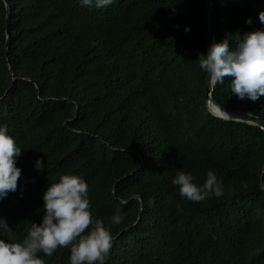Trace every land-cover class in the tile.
<instances>
[{
    "label": "trees",
    "instance_id": "trees-1",
    "mask_svg": "<svg viewBox=\"0 0 264 264\" xmlns=\"http://www.w3.org/2000/svg\"><path fill=\"white\" fill-rule=\"evenodd\" d=\"M212 9L216 42L264 29V0ZM209 46L207 0H0V126L21 149L0 239L22 241L49 184L72 174L112 234L105 264H264V129L209 111L198 61ZM230 84L212 98L264 120V97L240 100ZM179 171L198 186L213 171L223 196L182 198ZM117 211L124 219L111 224ZM38 256L70 264V248Z\"/></svg>",
    "mask_w": 264,
    "mask_h": 264
},
{
    "label": "clouds",
    "instance_id": "clouds-1",
    "mask_svg": "<svg viewBox=\"0 0 264 264\" xmlns=\"http://www.w3.org/2000/svg\"><path fill=\"white\" fill-rule=\"evenodd\" d=\"M113 2L81 0L83 6L95 4L97 8ZM259 21L264 25V11L259 13ZM246 22L251 23V19ZM236 33L234 47L228 35L219 42L214 40L206 54L198 55L199 67L213 87L229 77L232 94L240 100L255 102L264 97V29ZM20 154L21 149L8 134L7 126H0V198L17 189L21 170L15 158ZM35 167L42 170L45 163L37 158ZM193 181L191 173L179 171L172 183L178 186L182 198L192 202L223 196V185L213 171L207 172L202 186ZM42 199V221L33 222L22 241L0 239V264H45L38 253L51 257L58 248H70V264H105L113 237L104 222L92 216L85 180L78 175H60L58 182L49 184ZM123 219V214L117 211L110 223L119 225ZM0 228L11 231L3 219Z\"/></svg>",
    "mask_w": 264,
    "mask_h": 264
},
{
    "label": "water",
    "instance_id": "water-1",
    "mask_svg": "<svg viewBox=\"0 0 264 264\" xmlns=\"http://www.w3.org/2000/svg\"><path fill=\"white\" fill-rule=\"evenodd\" d=\"M207 7H208V37L210 44L214 41V30H213V9H212V0H207ZM8 23H9V11L7 10V15H6V43L8 44ZM7 46V45H6ZM7 54V51H6ZM9 65V63H8ZM11 70V68H10ZM14 77V75H13ZM212 90L213 86L210 84L208 75L206 77V85H205V96H206V102H207V107L209 108V111L220 118L226 119V120H235V121H240V122H245V123H250V124H255L260 126L262 129H264V120H262L260 117L247 113L238 109H233L227 106H224L217 101H215L212 98ZM210 102L219 109L223 114H217L216 112L212 111L210 109ZM261 186L264 190V165L262 168L261 176Z\"/></svg>",
    "mask_w": 264,
    "mask_h": 264
},
{
    "label": "bare ground",
    "instance_id": "bare-ground-1",
    "mask_svg": "<svg viewBox=\"0 0 264 264\" xmlns=\"http://www.w3.org/2000/svg\"><path fill=\"white\" fill-rule=\"evenodd\" d=\"M210 105H212L211 106V108H212V110L214 111V112H216L217 114H223V112H221L219 109H217L213 104H212V102H210Z\"/></svg>",
    "mask_w": 264,
    "mask_h": 264
},
{
    "label": "rangeland",
    "instance_id": "rangeland-1",
    "mask_svg": "<svg viewBox=\"0 0 264 264\" xmlns=\"http://www.w3.org/2000/svg\"><path fill=\"white\" fill-rule=\"evenodd\" d=\"M211 106H212V105H210V109L212 110ZM212 111H213V110H212Z\"/></svg>",
    "mask_w": 264,
    "mask_h": 264
}]
</instances>
